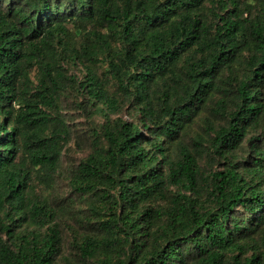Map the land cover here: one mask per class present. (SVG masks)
<instances>
[{
  "label": "trees",
  "instance_id": "trees-1",
  "mask_svg": "<svg viewBox=\"0 0 264 264\" xmlns=\"http://www.w3.org/2000/svg\"><path fill=\"white\" fill-rule=\"evenodd\" d=\"M0 264H264V0H0Z\"/></svg>",
  "mask_w": 264,
  "mask_h": 264
},
{
  "label": "rangeland",
  "instance_id": "rangeland-1",
  "mask_svg": "<svg viewBox=\"0 0 264 264\" xmlns=\"http://www.w3.org/2000/svg\"><path fill=\"white\" fill-rule=\"evenodd\" d=\"M63 113L65 114L67 121L69 123L71 122L74 126L79 125L83 121L82 118L78 117V115L72 112L71 110L66 109L63 111ZM68 155H70V152L67 153V157Z\"/></svg>",
  "mask_w": 264,
  "mask_h": 264
}]
</instances>
